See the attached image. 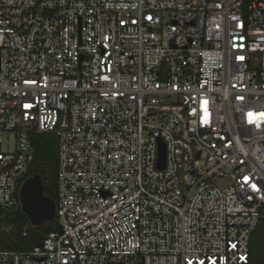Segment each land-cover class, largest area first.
Segmentation results:
<instances>
[{
	"label": "built area",
	"instance_id": "obj_1",
	"mask_svg": "<svg viewBox=\"0 0 264 264\" xmlns=\"http://www.w3.org/2000/svg\"><path fill=\"white\" fill-rule=\"evenodd\" d=\"M261 113L264 0H0V212L59 140V229L0 264H251Z\"/></svg>",
	"mask_w": 264,
	"mask_h": 264
},
{
	"label": "trees",
	"instance_id": "obj_2",
	"mask_svg": "<svg viewBox=\"0 0 264 264\" xmlns=\"http://www.w3.org/2000/svg\"><path fill=\"white\" fill-rule=\"evenodd\" d=\"M35 147V158L27 173V177L38 173L42 175L45 185V193L56 199L58 198V147L55 134L47 132H31ZM262 220V219H261ZM251 234V264H264V234L260 238L257 251L254 250V233ZM28 222L29 232L26 236L21 233V225ZM10 226L8 231L2 227ZM55 223L47 222L41 227L33 226L28 216L22 211L20 202L4 212H0V249L29 250L47 235Z\"/></svg>",
	"mask_w": 264,
	"mask_h": 264
},
{
	"label": "water",
	"instance_id": "obj_3",
	"mask_svg": "<svg viewBox=\"0 0 264 264\" xmlns=\"http://www.w3.org/2000/svg\"><path fill=\"white\" fill-rule=\"evenodd\" d=\"M165 162L166 148L161 142L158 159L159 168H164ZM19 200L22 211L28 216L33 226L41 227L47 222H55L57 202L56 199L45 193L41 174L35 173L24 180L19 191Z\"/></svg>",
	"mask_w": 264,
	"mask_h": 264
},
{
	"label": "rangeland",
	"instance_id": "obj_4",
	"mask_svg": "<svg viewBox=\"0 0 264 264\" xmlns=\"http://www.w3.org/2000/svg\"><path fill=\"white\" fill-rule=\"evenodd\" d=\"M55 139L57 140V147H59V140H58V136L55 135ZM4 149L6 150H13L15 147V135L13 133H7L5 135V139H4ZM10 141V144H8L7 142ZM220 184H225L226 181L225 180H221L219 181ZM261 224L260 226L257 228V230L254 233V250L257 251L258 248V243L260 238H263V234H264V211L262 212V218H261ZM55 223V226L53 228H51V231L57 230L59 229L57 222H53ZM5 227V226H4ZM2 227V228H4ZM264 241V239H263Z\"/></svg>",
	"mask_w": 264,
	"mask_h": 264
},
{
	"label": "snow or ice",
	"instance_id": "obj_5",
	"mask_svg": "<svg viewBox=\"0 0 264 264\" xmlns=\"http://www.w3.org/2000/svg\"><path fill=\"white\" fill-rule=\"evenodd\" d=\"M241 59H242V57H241ZM204 103L206 104L207 102L205 101ZM25 107H30V105H25ZM248 115H249V118H250V122H252V118L255 116V114L250 112V113H248ZM260 116L264 117V113H261ZM204 122L207 123L208 122L207 119H204ZM248 179H249L248 177H244V180L246 182L248 181ZM253 188H255V185H253ZM189 264H191V262H189ZM200 264H204V261L201 260ZM214 264H215V262H214Z\"/></svg>",
	"mask_w": 264,
	"mask_h": 264
}]
</instances>
